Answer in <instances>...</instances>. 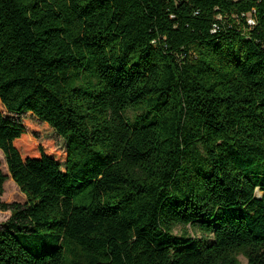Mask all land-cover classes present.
I'll return each instance as SVG.
<instances>
[{
    "label": "trees",
    "instance_id": "trees-1",
    "mask_svg": "<svg viewBox=\"0 0 264 264\" xmlns=\"http://www.w3.org/2000/svg\"><path fill=\"white\" fill-rule=\"evenodd\" d=\"M0 152V264H264V0H0Z\"/></svg>",
    "mask_w": 264,
    "mask_h": 264
},
{
    "label": "rangeland",
    "instance_id": "rangeland-1",
    "mask_svg": "<svg viewBox=\"0 0 264 264\" xmlns=\"http://www.w3.org/2000/svg\"><path fill=\"white\" fill-rule=\"evenodd\" d=\"M142 112H135L133 110H129L125 113V118L133 123L135 119L140 116ZM16 147L21 153L23 158H37L39 156V142L33 139L30 135L26 134L22 136V138L15 142ZM44 148L46 150H51V146L48 144H44ZM0 164L1 171L4 176H7L8 179L5 181L3 185V194L1 196V202L4 204H20L23 205L26 202L25 196L19 191L17 186L11 180L3 154L0 152ZM257 197L261 196V193L257 190ZM10 217L9 212L0 211V229L6 226V223ZM189 235H193L192 231L187 228ZM174 234L180 235L182 234V229L177 227L174 229ZM239 264H247V260L243 256L238 257Z\"/></svg>",
    "mask_w": 264,
    "mask_h": 264
}]
</instances>
